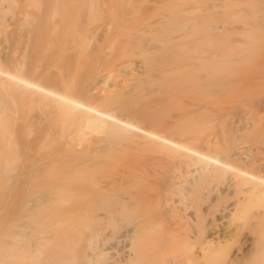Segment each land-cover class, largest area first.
I'll return each mask as SVG.
<instances>
[{
	"label": "bare ground",
	"instance_id": "bare-ground-1",
	"mask_svg": "<svg viewBox=\"0 0 264 264\" xmlns=\"http://www.w3.org/2000/svg\"><path fill=\"white\" fill-rule=\"evenodd\" d=\"M162 1L159 23L146 26L157 22L151 39L172 43L166 52L174 59L165 60L164 85L139 95L146 104L160 96L161 114L147 107L130 113L110 102L144 72L143 60H120L93 85L72 91L7 62L12 56L0 36V88L62 118L64 153L86 159L107 141L110 149L132 144L146 156L127 163L119 178L126 187L119 189L117 214L129 222L126 247L114 259L106 251L117 236H98L92 210L54 211L75 198L58 185L39 196L53 201L49 209L26 212L29 230L0 219V264H264V0ZM67 3L42 0L24 12L35 10L34 24L47 27L54 15L65 21ZM14 18L9 14L2 25ZM3 155L0 150L1 215L27 207L13 204L15 187L4 185Z\"/></svg>",
	"mask_w": 264,
	"mask_h": 264
},
{
	"label": "rangeland",
	"instance_id": "rangeland-1",
	"mask_svg": "<svg viewBox=\"0 0 264 264\" xmlns=\"http://www.w3.org/2000/svg\"><path fill=\"white\" fill-rule=\"evenodd\" d=\"M65 1H69V10L64 15V22L59 20V15H54L50 26L38 27L34 19L40 14L37 16L35 10L32 14L24 10L26 7L41 6L42 0H2L0 36H6L5 50L8 56H12L6 61L57 87L80 91L93 85L98 76L120 60H143L144 72L131 79L110 102L130 113L147 107L161 114L164 102L160 96H154L151 103L146 104L139 95L145 90H158L164 85L165 60L174 59V55L169 57L166 52V46L170 48L172 43L167 45L163 40L166 38L159 41L151 39V29L159 27L157 22L161 17H158L164 15H161L162 10H166H160V7L167 1L118 0V3L117 0H94L96 3L93 4L99 6L96 8H100L99 11L94 9L95 6L89 0ZM87 4L94 10H90ZM9 14L15 20L12 25L5 27L2 24H5ZM155 20V26L147 29ZM167 20H163V23ZM147 23L150 24L146 26ZM171 52L170 55L173 54ZM61 119L50 108L38 106L34 102H20L0 88V150L4 154L1 159L9 161L4 185L15 187L13 204L21 202L27 205L0 214V219L14 220L18 223L16 229L29 230L25 221L32 215L27 213L49 209L46 206L53 202L39 198L43 194L41 192L47 187L60 185L67 191L65 196L75 198L61 201L62 204L70 203L73 206L61 205L54 211L81 213L87 208L92 210L88 216L97 223L100 230L98 236H117L115 241L118 242L113 241L115 245L106 251L107 260H112L124 248L126 240L123 242L122 238L129 222L117 214V195L126 184L119 183V178L122 173L126 175V164L131 163L129 166H132V162L145 159V152L132 144L121 142L113 143L110 149L106 141L100 153L90 154L86 159L84 156L74 158L63 152L62 145L67 133Z\"/></svg>",
	"mask_w": 264,
	"mask_h": 264
}]
</instances>
